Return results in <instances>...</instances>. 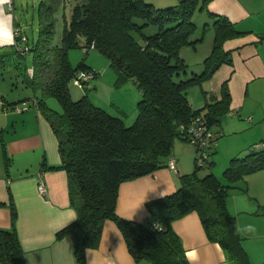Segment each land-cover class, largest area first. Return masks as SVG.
<instances>
[{
	"label": "trees",
	"instance_id": "trees-1",
	"mask_svg": "<svg viewBox=\"0 0 264 264\" xmlns=\"http://www.w3.org/2000/svg\"><path fill=\"white\" fill-rule=\"evenodd\" d=\"M209 1L179 0L176 5L157 8L144 0H76L63 26L60 45L52 44V9L47 4L40 11V25L31 44L22 39L18 28L15 45L0 47V67H11L22 83L31 87V98L56 136L60 162L46 168L65 170L69 203L76 211V217L56 236H72L76 264H87L85 251L98 246L106 219L117 224L137 264H189L171 223L193 210L209 240L220 244L230 264H250L227 197L232 188L241 187L239 181L246 174L264 168V148L251 146L246 155L232 157L222 178L212 172L200 175L199 167L213 163V145L205 164L196 163L191 172L179 174L176 190L145 202L149 218L126 219L115 209L120 183L164 167L175 139H187L183 125L200 115L211 128L230 109L226 81L221 84L220 98L198 108H193L187 97L190 86L201 85L222 63H231L223 43L244 33L226 16L207 10L213 17V47L203 60V70L189 71L180 48L203 39H191L196 30L192 17L196 10H206ZM135 17L142 23H136ZM149 25L156 27L152 34L145 32ZM78 45L85 52L94 47L104 53L118 81L130 79L137 86L141 98L131 125L86 96L71 99L68 83L83 63L73 67L68 49ZM25 46L27 51L18 49ZM48 96L59 101L62 111L46 105ZM8 199L0 201L11 212L10 227H0V262L26 264L15 227V205Z\"/></svg>",
	"mask_w": 264,
	"mask_h": 264
},
{
	"label": "crops",
	"instance_id": "crops-1",
	"mask_svg": "<svg viewBox=\"0 0 264 264\" xmlns=\"http://www.w3.org/2000/svg\"><path fill=\"white\" fill-rule=\"evenodd\" d=\"M14 25L21 31V23L14 13ZM206 10L226 16L244 33L227 39L223 49L231 63H222L204 81L197 95L187 97L193 108L206 101L220 98L221 84L226 81L230 93L229 111L211 126L216 145L211 160L222 148L231 159L243 156L256 142L264 141V0H210ZM27 40V38H26ZM6 101L0 113V201L12 198L16 209L15 227L25 252L26 264H76L73 238L70 234L56 236L57 231L76 217L69 203L67 174L63 169H49L60 162L58 143L48 121L30 104L18 109L19 102ZM27 101V99H25ZM195 100V101H194ZM217 129H213V128ZM185 143L192 144L186 140ZM172 149L177 173L164 166L151 173L120 183L116 212L123 218L142 221L149 218L145 202L173 192L179 185L182 156L194 157L192 148L181 144ZM179 150V152H178ZM9 160V162H8ZM42 180L45 192L37 187ZM242 194L227 203L235 215L238 229L254 225V233L244 238L264 237V168L248 173L241 180ZM253 198V200H251ZM11 225L8 205H0V227ZM172 229L178 235L186 253L195 251L199 257L193 264H230L218 242L209 240L199 214L193 210L175 219ZM248 250H251L248 247ZM264 262V247L256 249ZM251 261L257 259L249 253ZM87 264H137L129 252L125 239L111 220L103 223L99 244L85 251ZM259 262V261H257ZM0 264H3L0 262Z\"/></svg>",
	"mask_w": 264,
	"mask_h": 264
},
{
	"label": "rangeland",
	"instance_id": "rangeland-1",
	"mask_svg": "<svg viewBox=\"0 0 264 264\" xmlns=\"http://www.w3.org/2000/svg\"><path fill=\"white\" fill-rule=\"evenodd\" d=\"M76 0H14V13L16 18L21 23L23 39L27 38V43L31 44L36 39L38 27L40 25V11L50 5L52 9V21H53V33L52 44L60 45L62 39V30L66 20L69 19L72 5ZM145 2L153 4L157 8H163L166 6L176 5L179 0H144ZM196 24V30L191 36V39L203 37L201 40H197L194 44H184L180 48V55L184 58L188 66L189 71L200 73L204 66L203 60L208 56L213 47L214 32L212 28L213 17H210L207 10H196L192 17ZM134 21L138 24L142 23V20L138 17L134 18ZM208 28H205L204 26ZM156 31L154 25H149L145 28L147 34H152ZM21 32V31H20ZM80 45L83 44V39L80 38ZM84 47L75 46L68 49V58L73 67H76L79 63H83L82 67L77 69V72L81 73L82 68L94 69L97 74L91 77L87 83L81 85L72 78L68 83V91L71 99L77 100L86 96L91 103L102 108L111 115L121 117L125 125H131L137 114V102L141 98L140 91L137 86L130 79L123 80L121 82L117 79L115 70L110 66L108 57L94 47H90L87 52L84 51ZM28 54V53H27ZM31 59L30 54L27 55V62ZM90 69V70H91ZM178 79V78H177ZM187 92L191 98L195 95L200 98L199 85H192L187 89ZM33 91L31 87H28L22 83L21 79L16 75L11 67H0V98L5 97L9 102L20 99H27L30 101ZM38 95V92H37ZM195 101V100H194ZM45 103L50 108L62 111L59 101L54 96H48L45 98ZM3 109H0V113ZM217 129V128H213ZM187 139L176 138L173 149H181V144H186L187 147L192 148L189 143H185ZM179 152V150H178ZM194 157L190 160L184 155L181 157L182 172L187 173L194 170L197 166L195 157L196 151L194 148ZM214 164L210 163L198 168V173L204 175L212 172L219 178L223 177L224 169L229 165V156L222 148L219 152L215 153ZM241 187L232 188L227 197V203L231 202L233 198H238L242 194ZM264 199V198H262ZM253 200V198L251 199ZM242 246L244 247L250 264H264L258 260L259 254L256 249L264 247V237H247L242 238ZM248 247L251 250H248ZM249 253H253V256L259 262L251 261Z\"/></svg>",
	"mask_w": 264,
	"mask_h": 264
},
{
	"label": "built area",
	"instance_id": "built-area-1",
	"mask_svg": "<svg viewBox=\"0 0 264 264\" xmlns=\"http://www.w3.org/2000/svg\"><path fill=\"white\" fill-rule=\"evenodd\" d=\"M16 30L18 33L17 28ZM18 49L27 51L28 48L25 46ZM29 71H31V69H29ZM93 76V70L87 69L83 70L81 73L77 72L74 76V80L83 85ZM30 104L37 108V102L34 98L31 99ZM4 105L5 103L0 100V107ZM17 106L18 109H26L29 104L26 100H23ZM182 128L184 130V135L187 136V140L193 144L196 150V163L198 165L205 164L207 158L209 157L211 146L216 145L215 134L211 131V128L200 115L195 116L193 120L189 121L186 125H183ZM253 147L257 149L264 148V141L256 142L253 144ZM165 166L177 173L176 159L173 155H170ZM37 187L41 193L45 192V186L42 180H38Z\"/></svg>",
	"mask_w": 264,
	"mask_h": 264
},
{
	"label": "clouds",
	"instance_id": "clouds-1",
	"mask_svg": "<svg viewBox=\"0 0 264 264\" xmlns=\"http://www.w3.org/2000/svg\"><path fill=\"white\" fill-rule=\"evenodd\" d=\"M12 0H0V47L14 46L16 43L17 30L14 25V16L12 14ZM256 231L254 225H246L243 229H237V233L245 234L254 233ZM189 264H193L199 257L195 251L186 253Z\"/></svg>",
	"mask_w": 264,
	"mask_h": 264
}]
</instances>
